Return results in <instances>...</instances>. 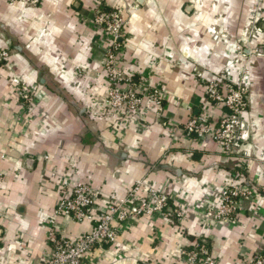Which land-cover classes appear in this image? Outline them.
I'll use <instances>...</instances> for the list:
<instances>
[{"label": "crops", "instance_id": "obj_1", "mask_svg": "<svg viewBox=\"0 0 264 264\" xmlns=\"http://www.w3.org/2000/svg\"><path fill=\"white\" fill-rule=\"evenodd\" d=\"M120 4L127 23L118 66L139 88L155 89L160 105L100 114L107 38L92 17ZM256 9L259 31L247 39ZM0 48L9 50L0 68V264L47 256L56 186L66 175L98 189L101 208L142 181L138 195L156 188L182 210L179 218L128 220L116 242L93 247L84 264H183L180 251L195 243H205L216 264H246L264 252V0H0ZM243 73L245 162L174 127L201 113L217 118L223 109L206 98L205 83ZM11 77L32 88V103H22ZM244 181L252 196L233 218L216 219L222 190ZM56 224L67 236L91 227L65 217Z\"/></svg>", "mask_w": 264, "mask_h": 264}, {"label": "built area", "instance_id": "obj_2", "mask_svg": "<svg viewBox=\"0 0 264 264\" xmlns=\"http://www.w3.org/2000/svg\"><path fill=\"white\" fill-rule=\"evenodd\" d=\"M17 0H9L13 3ZM26 4L37 5L40 0H18ZM133 7V6H132ZM126 9L122 4L109 9H99L92 21L99 26L107 38L104 52L103 69L107 77L106 93L97 100L98 113H120V111L141 112L147 102L159 107L160 99L155 89L139 88L135 79L124 73L118 66V53L122 46L124 27L127 23ZM259 18L258 9L253 11L248 24L247 39L255 38L259 28L255 22ZM9 57V50L0 48V68ZM201 76L198 74V77ZM243 75L239 80L219 76L208 80L204 85L207 99L218 104L222 113L213 118L206 113L191 116L181 125H174L187 137L197 140L210 138L220 150L234 156L241 162L248 161L249 153L244 146L249 138V124L246 121L248 84ZM16 95L23 104L32 103V88L18 77H11ZM147 108V107H146ZM142 181H137L123 198L110 196L103 208L99 206L100 191L88 183L76 181L69 175L63 176L56 189L58 199L50 218L47 240L50 250L47 256L37 264H84L85 257L95 246L110 245L116 242L120 226L128 220L140 216L155 214L170 215L164 207L171 202V213L177 218L182 216L179 204L173 203L165 193L153 187H147L146 194H137ZM252 196V189L242 182L230 183L221 192L218 205L212 214L218 220L233 218L239 211L243 199ZM57 217L71 218L75 221H89V231L77 236L62 234L56 224ZM0 219L2 215L0 214ZM183 264H216L212 253L205 243H195L190 249H182ZM246 264H264V252L257 251L251 255Z\"/></svg>", "mask_w": 264, "mask_h": 264}, {"label": "trees", "instance_id": "obj_3", "mask_svg": "<svg viewBox=\"0 0 264 264\" xmlns=\"http://www.w3.org/2000/svg\"><path fill=\"white\" fill-rule=\"evenodd\" d=\"M234 176H237L239 174L238 170H236L234 173ZM244 186H246L247 188H251V184L248 181H244L243 183ZM172 209V205L171 202H169L165 207H164V212L165 213H169L171 217H174L175 215H173L171 212Z\"/></svg>", "mask_w": 264, "mask_h": 264}]
</instances>
